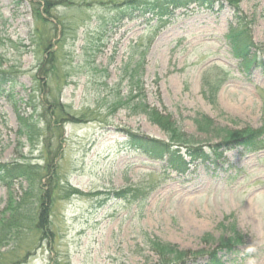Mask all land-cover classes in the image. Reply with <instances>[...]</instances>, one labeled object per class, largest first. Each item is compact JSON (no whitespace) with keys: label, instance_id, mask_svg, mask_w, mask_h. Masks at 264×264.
Here are the masks:
<instances>
[{"label":"rangeland","instance_id":"rangeland-1","mask_svg":"<svg viewBox=\"0 0 264 264\" xmlns=\"http://www.w3.org/2000/svg\"><path fill=\"white\" fill-rule=\"evenodd\" d=\"M54 1L61 2L54 16L74 28L60 43L59 22L37 23L30 0H0V69L18 78L7 95H0V163L20 158L44 165L42 138L31 143L20 132V116L33 124L40 110L28 105L29 95L39 84L38 96L57 93L68 72L61 103L71 116L86 115L88 121L64 126V153L55 163L65 185L85 195L53 205L52 239L24 234L22 259L26 255V264H159L150 239L189 251H212L231 235L234 224L243 240L232 251L219 253L223 264H264V150L244 154L232 149L219 168L200 165L179 174L127 149L121 132L130 129L169 141L160 127L145 114L109 110L140 82L151 106L172 113L184 132L204 145L220 139L197 129L194 118L199 113L220 127L260 128L264 54L250 71L241 66L226 36L233 14L229 4L172 5L167 12L174 15L136 12L133 19L115 25L109 7L126 0ZM241 8L254 20V40L264 48V0H243ZM41 36L56 46L59 85L38 76L46 58V51L37 47ZM14 182L16 196H23L27 181ZM128 187H148L151 193L141 202L118 198L116 193ZM7 191L0 183V211ZM210 261L206 253L183 264Z\"/></svg>","mask_w":264,"mask_h":264},{"label":"trees","instance_id":"trees-1","mask_svg":"<svg viewBox=\"0 0 264 264\" xmlns=\"http://www.w3.org/2000/svg\"><path fill=\"white\" fill-rule=\"evenodd\" d=\"M243 0H126L121 4H114L109 7L110 21L112 24H119L126 19H133L136 12H157L160 17L169 14L167 11L172 5L181 8H189L197 5H213V3L227 2L231 7L232 21L228 26L227 39L235 56L241 59V66L245 71H250L256 67L259 58L264 54L263 45L254 40L253 27L254 20L250 19L242 10ZM33 6V16L37 23L52 24L54 19L61 25V31L56 35L58 43L66 38L69 31L74 30L70 22L61 21L54 16V11L61 5V2L54 0H30ZM112 14V16H111ZM105 19H108L105 17ZM106 21V20H105ZM55 24V23H54ZM57 23L55 30H57ZM63 38V39H62ZM52 40L39 37L37 41L38 49L46 51V58L38 68V76L52 78L56 85H59L60 78L57 75V52ZM57 44V43H56ZM68 72L63 77L64 84L59 87L55 94L43 93L40 84L34 88L33 94L29 95L28 105L35 112L40 110L39 118L33 124H25L26 121L20 116L24 127L20 131L27 139L33 143L34 139L42 138L43 154L45 155L44 165L32 164L25 159L16 158L11 163H0V183L7 188V200L4 208L0 211V264H26L28 258L22 259L20 241L24 234L35 232L41 235L40 241L49 240L56 236L52 230L53 205L58 200H68L73 196L85 194L65 185V182L58 174L55 159L60 157L64 151L60 141L65 133L64 126L68 123H85L88 121L86 115L80 118L71 116L68 106L61 103L60 97L64 87L68 84ZM18 78L15 72L0 69V95H7L12 86L17 83ZM121 108H126L134 114H145L150 122L160 127L169 137V141L160 140L125 129L121 132L125 137L127 149L146 155L153 161L163 162L168 170L179 174H186L192 168L200 165L209 167H221L218 163L224 158V154L232 149H239L244 154L259 152L264 150V124L260 128L245 126L231 129L227 126L220 127L213 118L205 114H197L194 122L197 129L209 136H217L220 141L212 144H202L195 141L178 125L173 114L151 106L144 95L140 82L133 83L131 90L125 97L116 98L109 110L115 113ZM73 114V113H72ZM76 115V114H74ZM21 122V124H22ZM42 124V126H39ZM53 140H57L56 145ZM182 148L185 149L183 152ZM224 163V162H223ZM223 163H220L223 165ZM27 181V191L24 195L16 196L14 186L15 180ZM64 182V183H63ZM151 193V188L128 187L116 193L117 197L123 200L133 199L135 201H145ZM227 227V226H226ZM231 235L222 237L212 251L200 249L189 251L181 249L177 244L164 242L160 238L148 241L151 250L158 256L159 264H183L190 257L203 256L209 254L211 261L209 264H223V259L219 258V253L224 250L232 251L242 243L243 237L236 226H230ZM207 235L205 239H208ZM30 253V251L26 252Z\"/></svg>","mask_w":264,"mask_h":264}]
</instances>
